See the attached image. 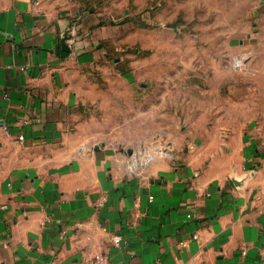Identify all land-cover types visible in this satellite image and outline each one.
<instances>
[{
    "label": "crops",
    "instance_id": "crops-1",
    "mask_svg": "<svg viewBox=\"0 0 264 264\" xmlns=\"http://www.w3.org/2000/svg\"><path fill=\"white\" fill-rule=\"evenodd\" d=\"M82 45L69 17L0 0V264H264V128L116 143L74 90Z\"/></svg>",
    "mask_w": 264,
    "mask_h": 264
},
{
    "label": "rangeland",
    "instance_id": "rangeland-1",
    "mask_svg": "<svg viewBox=\"0 0 264 264\" xmlns=\"http://www.w3.org/2000/svg\"><path fill=\"white\" fill-rule=\"evenodd\" d=\"M79 26L88 116L153 152L264 128V0H36Z\"/></svg>",
    "mask_w": 264,
    "mask_h": 264
},
{
    "label": "built area",
    "instance_id": "built-area-1",
    "mask_svg": "<svg viewBox=\"0 0 264 264\" xmlns=\"http://www.w3.org/2000/svg\"><path fill=\"white\" fill-rule=\"evenodd\" d=\"M24 140V137L22 135L19 136V141H23ZM151 200H153V197L151 196ZM121 241V236L119 235H115L114 237V242L115 244H119ZM182 245H185L186 242H182L181 243ZM88 264H114L112 262V260L110 259L109 255L107 253H104V252H100V253H97L95 254L89 261Z\"/></svg>",
    "mask_w": 264,
    "mask_h": 264
},
{
    "label": "water",
    "instance_id": "water-1",
    "mask_svg": "<svg viewBox=\"0 0 264 264\" xmlns=\"http://www.w3.org/2000/svg\"><path fill=\"white\" fill-rule=\"evenodd\" d=\"M65 40V39H64ZM128 153L132 154L133 150L131 148L128 149ZM237 184L241 185L240 181H237Z\"/></svg>",
    "mask_w": 264,
    "mask_h": 264
},
{
    "label": "trees",
    "instance_id": "trees-1",
    "mask_svg": "<svg viewBox=\"0 0 264 264\" xmlns=\"http://www.w3.org/2000/svg\"><path fill=\"white\" fill-rule=\"evenodd\" d=\"M64 55H67L66 53H64Z\"/></svg>",
    "mask_w": 264,
    "mask_h": 264
}]
</instances>
